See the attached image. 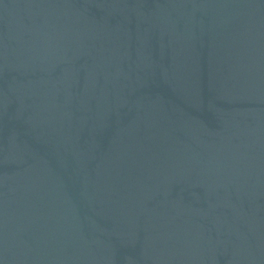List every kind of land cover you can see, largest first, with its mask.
<instances>
[{
    "label": "water",
    "instance_id": "95a60500",
    "mask_svg": "<svg viewBox=\"0 0 264 264\" xmlns=\"http://www.w3.org/2000/svg\"><path fill=\"white\" fill-rule=\"evenodd\" d=\"M0 264H264V0H0Z\"/></svg>",
    "mask_w": 264,
    "mask_h": 264
}]
</instances>
